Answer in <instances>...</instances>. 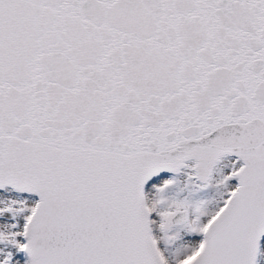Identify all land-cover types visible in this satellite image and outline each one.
Here are the masks:
<instances>
[{
    "label": "snow or ice",
    "instance_id": "obj_1",
    "mask_svg": "<svg viewBox=\"0 0 264 264\" xmlns=\"http://www.w3.org/2000/svg\"><path fill=\"white\" fill-rule=\"evenodd\" d=\"M0 264H264V0H0Z\"/></svg>",
    "mask_w": 264,
    "mask_h": 264
}]
</instances>
